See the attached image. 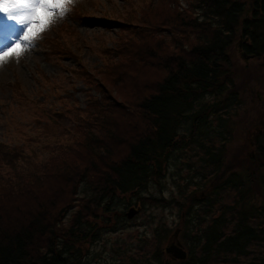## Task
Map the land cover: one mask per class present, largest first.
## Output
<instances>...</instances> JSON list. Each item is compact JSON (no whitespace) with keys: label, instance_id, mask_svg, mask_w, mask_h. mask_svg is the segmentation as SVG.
Masks as SVG:
<instances>
[{"label":"trees","instance_id":"obj_1","mask_svg":"<svg viewBox=\"0 0 264 264\" xmlns=\"http://www.w3.org/2000/svg\"><path fill=\"white\" fill-rule=\"evenodd\" d=\"M116 17L122 35L106 51L111 62L93 73L78 65L98 90H89L67 150L27 175L10 161L11 175L0 176V264H84L86 244L111 216L126 217L113 208L118 196L151 183L162 190L178 153L188 155L187 182L177 170L172 198L140 195L135 205L143 212L175 201L188 257L164 253L169 228L159 223L151 235L138 231L128 264H264V142L257 138L255 157L245 152L234 163L227 154L247 84L231 49L242 38L247 53L264 54V0H149ZM67 44L52 52L72 55ZM43 113L39 123L60 124L61 112ZM22 141L0 140V156L25 159Z\"/></svg>","mask_w":264,"mask_h":264},{"label":"rangeland","instance_id":"obj_2","mask_svg":"<svg viewBox=\"0 0 264 264\" xmlns=\"http://www.w3.org/2000/svg\"><path fill=\"white\" fill-rule=\"evenodd\" d=\"M148 1L80 0L76 6L99 16L124 18L131 8L139 11L148 5ZM71 22L68 39L81 46L79 60L71 56L60 58L54 53H47L43 48L48 46L47 44L45 46V43L50 44L48 37L57 35L59 26L64 23L61 22L44 35L38 42L37 48L19 63L12 62L0 69V140L17 144L22 143L24 138L27 155L25 159L20 157L12 159L8 155L0 156V176L11 175L13 169L10 161L16 164L19 171L27 175L40 170L41 165L47 163L52 156L65 152L72 142L73 124L78 119L80 109L85 108L84 103L86 96L90 95L89 90L92 89L93 95H96L97 83L86 82L80 74H77L79 61L86 63L94 71L103 63H110L112 56H108L106 51L118 43L122 31L115 23L108 20ZM15 27L22 35L24 28L18 24ZM20 37L16 36V40ZM245 41L249 42L247 39ZM242 42V38L238 39L231 49L233 62L238 67H242L239 77L247 81L246 86L240 89L241 93H238L240 101L238 116L234 121L233 138L228 144V159L232 158V160L234 156L242 157L245 152L255 157L257 138L264 142V123L260 121L264 120V56L252 57L243 49ZM0 46H4L3 43H0ZM15 79L20 83L19 85H12ZM237 83L239 84V80ZM49 110L53 115L55 112H61L58 113L61 115L59 125L50 123L47 126L44 122H38V116H44L43 112ZM246 131L251 135H246L248 133ZM184 132H188V126L185 127ZM187 156L184 153L173 156L167 176L162 181V190L158 184L151 183L147 189L137 195L121 193L114 203L115 211L128 213L132 204L136 202L141 204L138 199L140 195L156 197L164 195L166 198H172L177 189L176 171L182 174L187 172L183 178L184 184L189 179L190 174L182 164L187 160ZM233 162L235 163V160ZM242 167L239 165L233 170L240 173ZM86 192V187L82 184L80 194ZM258 195L255 194L252 198L253 204H259L263 200ZM144 210L132 218L127 216L115 218V215H112L110 222L102 229V235L93 243L86 244L88 250H85L87 258L84 259V264H128V256L134 253L138 231L141 233L147 231L151 235L156 225L166 223L170 235L180 225L182 210L176 206L175 201L166 206L145 204ZM94 224L93 221L90 226ZM179 238L185 244L181 233ZM125 254L127 256L123 259Z\"/></svg>","mask_w":264,"mask_h":264},{"label":"snow or ice","instance_id":"obj_3","mask_svg":"<svg viewBox=\"0 0 264 264\" xmlns=\"http://www.w3.org/2000/svg\"><path fill=\"white\" fill-rule=\"evenodd\" d=\"M80 0H0V14L24 28L23 34L9 46L3 36L0 47V68L19 63L34 51L61 20H65Z\"/></svg>","mask_w":264,"mask_h":264},{"label":"water","instance_id":"obj_4","mask_svg":"<svg viewBox=\"0 0 264 264\" xmlns=\"http://www.w3.org/2000/svg\"><path fill=\"white\" fill-rule=\"evenodd\" d=\"M139 210H140V208L132 206L130 208V211L127 213V216L129 218H132L134 215H136L139 212ZM179 231H180V228H177L174 231L171 241L165 247V251L173 259H186L187 251H186L184 245L182 244V242L179 240Z\"/></svg>","mask_w":264,"mask_h":264},{"label":"clouds","instance_id":"obj_5","mask_svg":"<svg viewBox=\"0 0 264 264\" xmlns=\"http://www.w3.org/2000/svg\"><path fill=\"white\" fill-rule=\"evenodd\" d=\"M61 22H63V20H61V21L57 22V24H59V23H61ZM57 24H56V25H57ZM0 69H3V68H0Z\"/></svg>","mask_w":264,"mask_h":264},{"label":"flooded vegetation","instance_id":"obj_6","mask_svg":"<svg viewBox=\"0 0 264 264\" xmlns=\"http://www.w3.org/2000/svg\"><path fill=\"white\" fill-rule=\"evenodd\" d=\"M200 209V208H199Z\"/></svg>","mask_w":264,"mask_h":264}]
</instances>
